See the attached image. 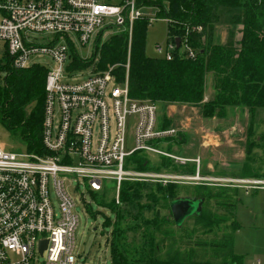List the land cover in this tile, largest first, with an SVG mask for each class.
I'll use <instances>...</instances> for the list:
<instances>
[{"label": "built area", "instance_id": "built-area-1", "mask_svg": "<svg viewBox=\"0 0 264 264\" xmlns=\"http://www.w3.org/2000/svg\"><path fill=\"white\" fill-rule=\"evenodd\" d=\"M145 1L152 0H0V85L11 71L46 70L41 152L0 146V264H76L79 185L99 195L114 183L112 201L120 205L123 181L188 179L128 164L134 154L189 161L162 148L176 130L159 127L156 102L130 96L128 60L123 82L113 73L116 65L98 70L93 60L73 67L75 57L86 61L78 48L93 41L95 49L105 32L130 40L134 23L146 18ZM175 38L165 48L156 45L162 59L196 57L186 36L178 48ZM228 182L264 191L263 176Z\"/></svg>", "mask_w": 264, "mask_h": 264}, {"label": "trees", "instance_id": "trees-1", "mask_svg": "<svg viewBox=\"0 0 264 264\" xmlns=\"http://www.w3.org/2000/svg\"><path fill=\"white\" fill-rule=\"evenodd\" d=\"M145 3L157 5L158 15L168 22L170 37L182 39L186 36L188 46L197 51L195 58L165 60L148 57L145 54V35L150 21L142 18L134 23L130 40L126 33L113 34L95 48L92 60L80 61L75 57L73 67L89 65L99 53L100 68L116 65L113 73L117 81L123 82L124 65L128 60L127 81L131 97L162 104H202L205 116L225 107L264 109V0H154ZM217 26L227 27L225 43L215 42ZM197 27L201 30H194ZM237 34L239 39H236ZM45 74L44 67L33 65L9 72L0 85V124L29 152H41L42 149ZM208 75L213 82L214 94L212 99L204 102ZM30 104H33L32 109L27 112ZM159 127L172 128L163 118H159ZM148 162L145 155L134 154L128 164L132 163L134 169L144 171L149 167ZM160 162L167 166L170 160L161 157ZM261 176L260 172L249 168L240 177ZM126 185L132 188V193L124 189ZM197 185L193 199L201 201V208L191 216L201 232L211 233L229 218L212 212L208 208L210 200L222 205L233 203L220 199L221 192L214 193L207 184ZM142 186L143 182L123 181L121 200L122 197L136 195ZM111 203L114 204L113 201ZM159 221L165 220L156 217L144 223L155 227L164 238L173 236L169 229L160 230ZM170 222L175 224L173 218ZM229 222L228 234L215 244L216 249L219 246L228 255L220 264H242V257L233 252V233L239 225L232 218ZM120 236L121 233L112 234L110 260L106 264H191L195 255V251H182L175 244L162 250L161 241L154 239L132 248L127 254L119 246Z\"/></svg>", "mask_w": 264, "mask_h": 264}, {"label": "rangeland", "instance_id": "rangeland-1", "mask_svg": "<svg viewBox=\"0 0 264 264\" xmlns=\"http://www.w3.org/2000/svg\"><path fill=\"white\" fill-rule=\"evenodd\" d=\"M154 1V0H152ZM157 2L160 0H156ZM163 1V0H162ZM156 3V2H155ZM159 8L150 4L143 8L146 18H152L145 35V54L161 58L156 45L165 48L170 40L168 22L158 15ZM226 26H217L215 42H219ZM105 32L97 48L111 35ZM93 41L79 47V55L93 59ZM99 53L94 62L98 61ZM96 69L103 70L96 62ZM206 77L204 102L212 99L213 82ZM158 106L159 118L176 130L169 145L162 148L177 157L189 159L185 164L170 161L167 166L159 156L148 157L150 169L144 171L167 173L188 179L164 183L153 179L131 180L143 182L136 195L120 198L121 204H112L114 183L105 184L106 191L93 196L86 187L79 185L74 191L78 202V225L75 229L76 264H106L110 260L109 244L112 234L121 233L119 246L125 253L144 242L161 241L162 250L175 244L182 251H195L191 264H220L228 258L227 251L215 247L229 232L232 218L239 225L233 233V252L242 257V264H264V191L237 188L228 180L245 175L249 168L264 176V109L249 110L243 107H225L221 111L205 116L202 104H162ZM30 104L26 110L32 109ZM0 146L18 149L20 144L0 124ZM147 157V156H146ZM158 167V170L154 168ZM199 175L201 180L191 179ZM190 178V179H189ZM205 183L220 199H228L232 205H222L210 200L208 208L229 220L214 228L211 233L199 230L193 222L191 210L183 217L179 226L171 223L170 205L172 201L193 199L197 184ZM134 184V183H133ZM131 184L132 186H134ZM73 185H75L73 183ZM132 193L128 185L124 187ZM82 193V195H81ZM121 194V191H120ZM193 203L192 208L195 207ZM158 218L160 230L169 229L173 236L163 237L155 227L145 225V220ZM145 244V243H144ZM144 246V245H143ZM147 248L148 246H144ZM194 254V253H193Z\"/></svg>", "mask_w": 264, "mask_h": 264}, {"label": "water", "instance_id": "water-1", "mask_svg": "<svg viewBox=\"0 0 264 264\" xmlns=\"http://www.w3.org/2000/svg\"><path fill=\"white\" fill-rule=\"evenodd\" d=\"M174 41H175L176 47L178 48L180 45V38L176 37ZM194 202H196V205H194L195 207L192 208V205ZM200 208H201L200 200H196V199L175 200L171 202L170 212L175 222V225L179 226L180 224L179 221H181L183 217L189 213V210H191L189 215L190 214L193 215L195 212H198ZM45 245H46V241H42L40 252H42V250L45 248Z\"/></svg>", "mask_w": 264, "mask_h": 264}, {"label": "crops", "instance_id": "crops-1", "mask_svg": "<svg viewBox=\"0 0 264 264\" xmlns=\"http://www.w3.org/2000/svg\"><path fill=\"white\" fill-rule=\"evenodd\" d=\"M227 34L226 32H222L220 38L218 37L219 43H225ZM240 35H236V39H239ZM210 76V75H209ZM211 78V77H210ZM262 177V176H261ZM264 177V176H263Z\"/></svg>", "mask_w": 264, "mask_h": 264}]
</instances>
